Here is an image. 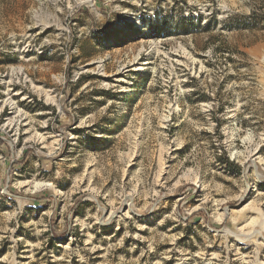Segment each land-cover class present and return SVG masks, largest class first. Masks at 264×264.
<instances>
[{"label":"rangeland","instance_id":"374dc122","mask_svg":"<svg viewBox=\"0 0 264 264\" xmlns=\"http://www.w3.org/2000/svg\"><path fill=\"white\" fill-rule=\"evenodd\" d=\"M0 264H264V0H0Z\"/></svg>","mask_w":264,"mask_h":264},{"label":"bare ground","instance_id":"6f19581e","mask_svg":"<svg viewBox=\"0 0 264 264\" xmlns=\"http://www.w3.org/2000/svg\"><path fill=\"white\" fill-rule=\"evenodd\" d=\"M80 2L81 3H87V4H89V5H91V6H93V4H94V0H80ZM20 71V70H19ZM41 89V88H40ZM37 91H39V90H37ZM41 91V90H40ZM42 92V91H41ZM43 93V92H42ZM46 97H47V99L48 100H50V101H55L54 100V98L51 96V94H49V92L47 91L46 93ZM128 205H126L125 206V209L123 210V211H126V207H127ZM129 211L130 210H128V211H126V214H129ZM111 218H112V216H110ZM256 220V219H255ZM249 225V224H248ZM245 229V228H244ZM243 229V230H244ZM246 231V230H245ZM243 233H245L244 231H243ZM240 251V250H239Z\"/></svg>","mask_w":264,"mask_h":264}]
</instances>
